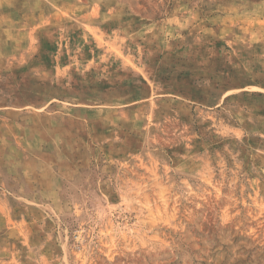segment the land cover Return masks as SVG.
I'll return each instance as SVG.
<instances>
[{
    "label": "rangeland",
    "instance_id": "rangeland-1",
    "mask_svg": "<svg viewBox=\"0 0 264 264\" xmlns=\"http://www.w3.org/2000/svg\"><path fill=\"white\" fill-rule=\"evenodd\" d=\"M0 264H264V0H0Z\"/></svg>",
    "mask_w": 264,
    "mask_h": 264
}]
</instances>
